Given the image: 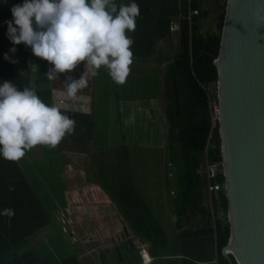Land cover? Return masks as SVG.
<instances>
[{"label": "trees", "instance_id": "16d2710c", "mask_svg": "<svg viewBox=\"0 0 264 264\" xmlns=\"http://www.w3.org/2000/svg\"><path fill=\"white\" fill-rule=\"evenodd\" d=\"M206 1L170 0V12H163L164 0H135L140 16L136 31L128 33L133 42L134 60H146L158 49V43L174 32L170 30L171 23L178 24V50L166 64L165 105H162L167 126L165 152L175 171L174 194L169 197V205L177 217L178 233H167L141 197L133 180L126 147L105 149L108 137L104 133L103 107L96 110L94 125L92 118L88 120L98 129L99 136L97 141L94 128L89 131L88 136L93 141V151L88 149L92 179L110 194L131 229L149 244L150 255L158 258L179 256L173 264H211L213 260L218 264H231L221 251L230 236L224 189L217 193V205L210 206L206 200L205 180L196 173L204 153L210 160L222 159L218 124L212 120L210 106L212 101L217 102L216 91L211 92L209 86H216L218 77L214 60L219 52L226 0H214L220 12L216 17V30L204 34L199 30V22L210 14ZM10 2L15 6L22 5L25 0H8ZM115 2L123 4L122 0ZM125 2L129 4L133 0ZM190 11H197V14L192 15ZM13 20L8 4L0 7V86L9 81L23 91L29 86L27 52L32 50L24 44L14 45L8 38L7 22ZM13 48L15 52L11 51ZM30 58L42 65L41 59L33 53ZM33 89L45 104L53 105L51 88L37 85ZM40 147L44 149L45 146ZM50 149L51 154H56L49 164L58 154ZM109 153L112 159L106 157ZM38 157L27 153L19 162H13L0 156V264H78L73 257L62 262L55 256H41L27 247V237L49 221L45 207L49 205L46 202L51 201L48 198L54 195L44 184L39 188L41 181L32 184L30 173L25 171L30 165L37 177L42 175L45 169L37 163ZM217 179L223 181V174ZM41 192L43 195L39 197ZM5 209H12L14 215L11 218L3 215ZM126 262L132 263L130 259ZM232 264H236L233 257Z\"/></svg>", "mask_w": 264, "mask_h": 264}, {"label": "crops", "instance_id": "0c3cea01", "mask_svg": "<svg viewBox=\"0 0 264 264\" xmlns=\"http://www.w3.org/2000/svg\"><path fill=\"white\" fill-rule=\"evenodd\" d=\"M125 1L122 0L123 4L126 3ZM164 3L165 9L163 12H170V0H164ZM7 4L11 10L15 3H8V0L2 3L0 0V7L3 8ZM156 11L158 13L161 12L160 8H157ZM171 35H173V32ZM161 42H165V40L159 43ZM27 54L29 58H27L28 64L31 65L36 62L38 65L37 85L41 87L48 86L51 91L56 85L66 82L68 77L78 80L86 72L84 64L81 63L75 71L60 74L57 79L48 81L46 74L53 66L42 59L40 60L42 65H39L38 61L30 58L32 52L29 51ZM149 59L146 60L148 61ZM146 60L135 59L133 64L136 65ZM21 71L24 70L21 69ZM86 78L88 87L83 91L91 96V113L70 114L63 112L76 122L75 133L66 136L55 148L58 152L55 160L60 159L59 176H63V188L59 197L54 195L51 201L47 202L49 205L45 208L47 210V220L49 221L27 237V247L35 250L41 256L46 255V253L47 255L50 254L51 257L55 256L58 261L62 262L73 257L78 264H142L141 248H143L151 258V261L147 264H173V260H177L179 256L176 258L173 256L158 258L150 255L148 251L149 244L131 229L110 194L95 182L90 175L92 168L91 152L88 149L91 148L93 151V141L88 136L89 131L94 128L97 141L99 136L97 133L98 129L88 123L90 118H92L91 122H93V125L95 121L93 116L96 110L92 93L94 76L88 73ZM105 101L108 102L103 106V112H105L104 133L108 139L109 137L111 138V145L115 146L112 148L122 147L124 144L129 143H132L131 145H139L138 141L144 134L148 146L157 148V156L163 157L167 126L162 114V102L159 96L146 95L136 97L132 101H129V99L128 101H121L120 99V105H118V102H111L109 97ZM114 108H116V111L113 110ZM121 141L126 142L121 144ZM41 151H43V148L37 146L28 153H34L38 157L41 155ZM55 154L52 153L53 156ZM106 157L112 159L113 155L109 153ZM75 159L76 165L74 164ZM32 169L29 165L25 171L30 173L29 179L34 184V178L37 177V174ZM45 188L50 190L49 183ZM173 188H170V190H174ZM41 195H43L42 192L39 193V197ZM50 211H53V213L51 214ZM152 212L167 233H178L176 229L177 221L174 222L172 219L174 214L169 203L164 202L161 207L156 208L155 211L152 210ZM119 232H121L120 236ZM36 233L41 237L40 239L46 238L51 247L49 248L45 245L47 248L40 250L38 246L30 242V236ZM128 240L133 242L132 248L127 245ZM117 247L120 249L121 256L117 251ZM128 259L132 263H127L126 260Z\"/></svg>", "mask_w": 264, "mask_h": 264}, {"label": "clouds", "instance_id": "9594fccd", "mask_svg": "<svg viewBox=\"0 0 264 264\" xmlns=\"http://www.w3.org/2000/svg\"><path fill=\"white\" fill-rule=\"evenodd\" d=\"M11 12L8 38L53 66L48 81L84 64L86 72L64 84L68 97L86 89L87 74L97 76L101 68L116 84L127 82L134 63L128 33L136 31L140 16L135 0L119 5L115 0H25ZM75 127L74 119L45 104L35 89L25 86L20 91L9 81L0 86V156L5 160L19 162L37 146L55 149ZM3 215L11 218L14 211L5 209Z\"/></svg>", "mask_w": 264, "mask_h": 264}, {"label": "water", "instance_id": "95a60500", "mask_svg": "<svg viewBox=\"0 0 264 264\" xmlns=\"http://www.w3.org/2000/svg\"><path fill=\"white\" fill-rule=\"evenodd\" d=\"M214 63L230 229L221 251L231 264H264V0H226ZM37 79L34 62L29 87Z\"/></svg>", "mask_w": 264, "mask_h": 264}, {"label": "rangeland", "instance_id": "374dc122", "mask_svg": "<svg viewBox=\"0 0 264 264\" xmlns=\"http://www.w3.org/2000/svg\"><path fill=\"white\" fill-rule=\"evenodd\" d=\"M206 7L210 9V14L206 19L200 20L199 22V30L204 34L216 30V17L220 13L215 6L214 0H207ZM176 32L177 30H174L173 35H171L169 39L159 43L158 51L156 50L157 52L155 51L148 61L146 60L131 66L130 75L124 85L116 84L108 75L107 70L101 68L99 74L94 76V81L92 83L95 110L105 106L106 102H108L105 101V99H108V97L111 99V102L115 101L120 105L121 101H128V99L132 101V99L136 97L156 95L161 99L162 105H165L163 87L164 74L167 62L172 60L174 53L178 50ZM209 90L215 92L217 89L216 86L210 85ZM113 110L116 111V108ZM157 119L160 120L159 117H157ZM144 136L145 135L142 134L138 141L140 143L139 145H131L132 143H129L124 144L122 147H126L130 170L141 197L151 210L155 211L156 208L158 209L161 207L164 202L169 203V190L173 188L171 186H174L175 178H168L166 176L165 164L168 162L167 153L163 151V157L157 156V148L148 146ZM124 142L126 141H121V144ZM108 143L109 146H105L106 150H111L112 147H115L111 145L110 137ZM50 152L51 149L45 146L43 151H41V155L37 158V163L45 170L42 171L40 177L36 178L35 185L41 181L42 185L39 183L40 188L43 184L47 186L49 183V191L59 197L63 188L62 181H64V179L63 176H59L60 159L54 160L49 164V162L53 160V155ZM74 164L76 165V159L74 160ZM170 197H173V195H170ZM48 199L51 200V198ZM45 200L46 199H44V201ZM50 213L52 214L53 211H50ZM219 215H222L221 212H219ZM40 238L41 237H39L37 233L33 234L30 236V242L38 246L40 250L47 248L45 245L49 248L51 247L46 238Z\"/></svg>", "mask_w": 264, "mask_h": 264}, {"label": "built area", "instance_id": "2783aa9c", "mask_svg": "<svg viewBox=\"0 0 264 264\" xmlns=\"http://www.w3.org/2000/svg\"><path fill=\"white\" fill-rule=\"evenodd\" d=\"M2 3L5 0H1ZM190 14L196 15L197 11H190ZM15 26V25H14ZM178 28V24L176 22H172L170 25V30L174 31ZM65 82L56 85L52 89V102L53 105L60 108L62 112L66 113H83L90 114L92 110V99L90 94L85 91H81L78 93L76 97H68L65 90ZM212 109V120L218 124V110H217V102L212 101L210 103ZM166 122V121H165ZM222 154V152H221ZM166 176L171 178L174 176V168L170 161L166 162ZM196 173L200 176V178L205 180V192L207 195V202L210 206L213 204H217V193L224 187V179L223 181H218V176L220 173L223 174V162L221 160H210L207 158L206 153H204V157H202L201 162L198 164L196 168ZM174 194V190H170V195ZM174 222L177 221V217L175 215L172 216ZM121 232H119V236ZM141 256H142V264H147L151 261V258L146 253V251L141 248ZM212 264H218L216 260L212 261Z\"/></svg>", "mask_w": 264, "mask_h": 264}]
</instances>
